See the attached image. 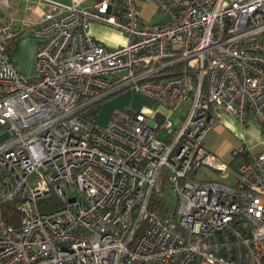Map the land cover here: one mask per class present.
<instances>
[{
  "label": "built area",
  "instance_id": "built-area-1",
  "mask_svg": "<svg viewBox=\"0 0 264 264\" xmlns=\"http://www.w3.org/2000/svg\"><path fill=\"white\" fill-rule=\"evenodd\" d=\"M15 22L38 40L33 79L9 57ZM129 88L166 113L96 126ZM227 116L264 132V0H0V264H264V141L231 168L204 146ZM203 167L235 185L195 180ZM158 182L174 212L150 211Z\"/></svg>",
  "mask_w": 264,
  "mask_h": 264
},
{
  "label": "rangeland",
  "instance_id": "rangeland-1",
  "mask_svg": "<svg viewBox=\"0 0 264 264\" xmlns=\"http://www.w3.org/2000/svg\"><path fill=\"white\" fill-rule=\"evenodd\" d=\"M21 12V19H24L23 10L26 7V3L23 2ZM30 30V31H29ZM22 35V39L19 40L17 48L13 51L14 45H11V53L9 55L11 61L18 68L19 72L25 79L34 78V65L37 56L38 42L37 38L31 34L32 28H29ZM157 105L151 99L138 94L134 89L129 88L121 93H118L106 100H104L96 109V112L92 115L94 123L98 127H104L108 123L111 115L116 109L126 110L131 112L146 113L147 111H153L156 109ZM186 106H182L176 115L173 116L172 121L176 125V120L179 119L178 124L184 117V112ZM245 154L251 155L252 151L250 149H245ZM195 180L198 181H220L226 185L234 186L236 179L234 176L233 169H230L228 175L220 177L216 172L208 167H203L198 173L194 175ZM156 196L164 203L168 212H174L177 206V198L174 191L171 189L170 185L162 184L160 182L156 185Z\"/></svg>",
  "mask_w": 264,
  "mask_h": 264
},
{
  "label": "crops",
  "instance_id": "crops-1",
  "mask_svg": "<svg viewBox=\"0 0 264 264\" xmlns=\"http://www.w3.org/2000/svg\"><path fill=\"white\" fill-rule=\"evenodd\" d=\"M60 1L67 3L69 0ZM22 3L23 1L16 4L17 9L20 11L19 19H21ZM23 15L25 18L24 13ZM139 15L148 26L158 24L163 20L156 6L150 3H141L139 5ZM14 27L17 32L21 33L20 40L22 39V35L30 28H22L20 22H15ZM22 29H25V31L21 32L20 30ZM90 32L105 47L116 48L126 44L124 35L112 28L94 23L91 25ZM31 34H33V31ZM153 113L165 114L166 111L157 106L153 111H147L144 114L151 115ZM177 121L179 122V119L176 120V125H178ZM262 141H264V132H262L258 123L251 121L245 128H242L236 119L227 116L207 134L204 140V146L211 154L218 157V159L226 164H230L233 161L234 151L239 148H245L250 149L252 154H257L262 150Z\"/></svg>",
  "mask_w": 264,
  "mask_h": 264
},
{
  "label": "trees",
  "instance_id": "trees-1",
  "mask_svg": "<svg viewBox=\"0 0 264 264\" xmlns=\"http://www.w3.org/2000/svg\"><path fill=\"white\" fill-rule=\"evenodd\" d=\"M20 35H21V33H19V34L15 37V39L12 41V43H11V45H14V47H13L14 50H13V51H15L16 46H17V44H18V42H19V40H20ZM11 45H10V47L8 48V53H9V52L11 53V50H12ZM10 53H9V55H10ZM102 102H103V101H102ZM102 102H99L98 104H96V105L93 107V109H92V111H91V114H92V115L96 112L97 107H98ZM236 161H237V160H234V161L231 162V164H230L231 168L234 167V164L236 163ZM52 208H56V205L53 206ZM150 211H152V212H158V213H160L161 215H164L166 212H168V209H166V207L164 206V203H163V202L157 197V198L154 199V201H153V203H152V206H151V208H150Z\"/></svg>",
  "mask_w": 264,
  "mask_h": 264
}]
</instances>
